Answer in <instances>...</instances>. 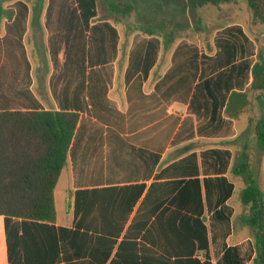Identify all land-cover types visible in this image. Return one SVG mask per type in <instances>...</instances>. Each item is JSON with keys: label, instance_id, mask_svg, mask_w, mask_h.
<instances>
[{"label": "crops", "instance_id": "obj_1", "mask_svg": "<svg viewBox=\"0 0 264 264\" xmlns=\"http://www.w3.org/2000/svg\"><path fill=\"white\" fill-rule=\"evenodd\" d=\"M43 1L0 8V111L78 120L53 230L0 215V264H251L245 183L230 169L246 149L264 189V155L251 154L249 115L228 119L221 101L249 84L252 41L222 65L221 39L210 54L181 40L163 48L76 0Z\"/></svg>", "mask_w": 264, "mask_h": 264}, {"label": "trees", "instance_id": "obj_2", "mask_svg": "<svg viewBox=\"0 0 264 264\" xmlns=\"http://www.w3.org/2000/svg\"><path fill=\"white\" fill-rule=\"evenodd\" d=\"M135 2L136 0H131ZM239 0H140L153 2L158 8L177 7L181 12L203 6L219 7ZM245 1L252 20L264 25V0ZM7 0H0V8ZM31 6H42L43 0H27ZM77 5L94 17V21L122 23L126 11L114 0H76ZM148 37L160 38L163 48L169 47L177 36V30L164 24L134 28ZM228 38L218 43L221 64L228 65L235 50L241 55L249 52L247 36L238 28L226 32ZM245 64V63H244ZM246 69L250 82L243 90H232L226 101L222 98L223 115L238 120L248 114L250 131L258 153L264 155V46L255 52V60ZM232 69V66H231ZM259 109L252 117V105ZM78 115L62 111H0V215L20 218L53 230L47 224L55 219L53 190L60 173L67 163V153L74 134ZM250 153L242 150L230 173L241 177L245 183L240 201L246 209L243 224L253 230L255 255L251 264H264V189L261 180L251 172ZM190 180L188 186L195 184ZM230 187V184L228 185ZM228 193V192H227ZM226 194V193H225ZM159 206H157L158 208ZM62 231V230H60Z\"/></svg>", "mask_w": 264, "mask_h": 264}, {"label": "rangeland", "instance_id": "obj_3", "mask_svg": "<svg viewBox=\"0 0 264 264\" xmlns=\"http://www.w3.org/2000/svg\"><path fill=\"white\" fill-rule=\"evenodd\" d=\"M15 0H7L2 5H9ZM27 2V0H20ZM126 11L122 19L121 32L133 38L148 37L134 28L141 26H156L164 24L168 28L174 27L177 36L172 43L186 41L195 47L196 52L212 53L216 40L228 38L226 32L233 26L238 27L249 38L255 52L264 46V25L253 21L250 11L243 0L236 3L223 4L219 7L203 6L198 9H189L181 12L177 7L167 6L158 8L153 2L141 3L140 0H114ZM28 3V2H27ZM13 5H19L14 3ZM28 5H30L28 3ZM156 38V37H152ZM160 40V38H158ZM248 115V114H245ZM258 151L254 148L251 154L257 158ZM259 179V178H258ZM238 192L233 195L236 199Z\"/></svg>", "mask_w": 264, "mask_h": 264}]
</instances>
